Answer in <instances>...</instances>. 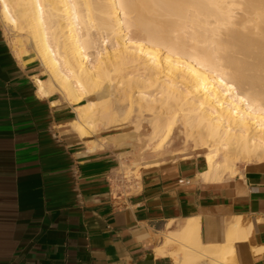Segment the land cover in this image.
Here are the masks:
<instances>
[{
    "label": "crops",
    "instance_id": "crops-1",
    "mask_svg": "<svg viewBox=\"0 0 264 264\" xmlns=\"http://www.w3.org/2000/svg\"><path fill=\"white\" fill-rule=\"evenodd\" d=\"M36 78L0 13V264H264V161L219 182L197 157L145 165Z\"/></svg>",
    "mask_w": 264,
    "mask_h": 264
},
{
    "label": "bare ground",
    "instance_id": "bare-ground-1",
    "mask_svg": "<svg viewBox=\"0 0 264 264\" xmlns=\"http://www.w3.org/2000/svg\"><path fill=\"white\" fill-rule=\"evenodd\" d=\"M0 13L46 74L40 93L79 106L82 133L128 123L115 106L128 98L159 104L163 143L180 121L208 182L264 161V0H0Z\"/></svg>",
    "mask_w": 264,
    "mask_h": 264
},
{
    "label": "rangeland",
    "instance_id": "rangeland-1",
    "mask_svg": "<svg viewBox=\"0 0 264 264\" xmlns=\"http://www.w3.org/2000/svg\"><path fill=\"white\" fill-rule=\"evenodd\" d=\"M4 25L8 37L13 43V46H19L22 41V38L19 35L17 36L15 34V31L11 27L7 26L5 23ZM116 94L118 97L120 96L119 92ZM136 103H138L139 105ZM136 103L131 109V105H129L130 101L128 98H122L119 101L115 102V106L118 108L121 114H123L124 117H128L126 120V122L128 123L122 125L117 129H111L106 131L122 132L127 138H129L131 140L132 147L137 152H139L142 158H144L145 165L160 161L183 159V155L193 154V158L197 157L202 160V165L203 167H205V161L203 157L204 152H199L200 155H198V153L194 151V142L190 137L186 136L187 134L186 132H184V128L181 125L180 121L177 123V126L175 127L171 136L167 139L165 143H163L160 141L159 138H152V135L150 133L151 129L153 128L155 116H157L158 114H162V110H160L159 104H151L152 107L151 105H149L151 109H153L154 107L152 111L149 106H146V108H144V106H140L141 103ZM147 107L149 108V110L147 109ZM166 116L167 115L164 114L160 116L163 122L168 119H166ZM115 142L123 144L124 139L118 138L115 140ZM245 163L246 162L240 161L238 162L237 166L243 165Z\"/></svg>",
    "mask_w": 264,
    "mask_h": 264
}]
</instances>
